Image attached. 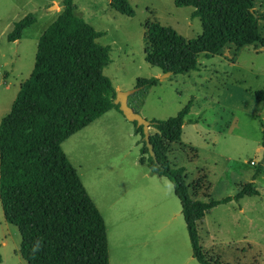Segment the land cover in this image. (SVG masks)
Segmentation results:
<instances>
[{
	"label": "rangeland",
	"instance_id": "obj_1",
	"mask_svg": "<svg viewBox=\"0 0 264 264\" xmlns=\"http://www.w3.org/2000/svg\"><path fill=\"white\" fill-rule=\"evenodd\" d=\"M126 1L131 16L112 9L109 0H72L76 15L103 32L95 42L110 47L103 74L114 93L135 88L139 78H156L155 85L135 88L126 98L146 120H164L188 105L184 119L195 122H184L180 140L168 146L169 165L184 168L185 185L200 178L202 189L195 199L205 200L203 193L211 199L233 195L254 169L248 161L262 156L264 103L255 92L264 90V21L257 23L256 47L261 49L227 44L218 54L199 56L196 69L168 74L144 61V24L157 22L191 39L200 32L198 18L189 16L191 6H175L172 0ZM252 1L255 11H264V0ZM59 10L60 0H0V118L31 71L38 36ZM27 14L34 21L17 40L7 41L12 23ZM137 139L132 122L112 108L67 137L61 149L103 218L109 240L124 227L138 228L147 246L156 247L159 264H198L191 257L172 185L137 162ZM260 195V211L258 198L248 196L243 213L232 200L214 206L197 223L198 244L214 264H264V191ZM19 239L0 207V264H27L18 253Z\"/></svg>",
	"mask_w": 264,
	"mask_h": 264
},
{
	"label": "trees",
	"instance_id": "obj_2",
	"mask_svg": "<svg viewBox=\"0 0 264 264\" xmlns=\"http://www.w3.org/2000/svg\"><path fill=\"white\" fill-rule=\"evenodd\" d=\"M191 6L189 14L200 22V32L186 39L157 22L143 27V58L150 66L172 74L197 68L199 56L218 54L227 44L236 47L260 42L257 12L252 0H172ZM109 6L126 16L133 11L126 0H109ZM34 21L31 14L12 23L7 41L17 40ZM93 29L75 13L72 0H60V10L36 40L32 68L0 118V207L4 220L19 234L18 253L27 264H108L103 219L85 191L61 143L111 108L114 89L102 69L109 62L108 45L95 39ZM156 78H139L134 87L147 88ZM264 99V90L255 92ZM188 105L164 120L149 119L145 144L141 126L137 162L151 175L163 176L172 185L187 233L191 256L198 264H214L198 244L196 223L217 204L257 194L252 182L240 184L233 195L195 199L202 189L200 178L185 185L184 168L169 165L167 148L180 140ZM259 144L264 155V125ZM262 172L254 167L253 176ZM38 250L34 251V247Z\"/></svg>",
	"mask_w": 264,
	"mask_h": 264
},
{
	"label": "crops",
	"instance_id": "obj_3",
	"mask_svg": "<svg viewBox=\"0 0 264 264\" xmlns=\"http://www.w3.org/2000/svg\"><path fill=\"white\" fill-rule=\"evenodd\" d=\"M259 49H261V46H258V47L254 46V50H259ZM261 101L264 103V99ZM260 112H262V110H260ZM262 119H264V117H261L259 125H260V123H263L264 120H262ZM260 131H261V129H260ZM134 165H135V162H132L131 166L134 167ZM253 170L254 169H252V171L249 173L247 182L251 181L252 186L258 192L257 194L250 195V196H254V197L258 198L256 200L255 204H256L257 211H260L261 202H259L260 201L259 197H261L260 190L264 191V170L262 169L261 173L256 174L254 176H253ZM123 171L125 173L129 174V170L124 169ZM139 176L145 177V172H139ZM117 177H118V174H116L115 178H117ZM122 182H124V181H122ZM240 184L241 183L237 184V191L240 187ZM245 197H248V196H242L241 198L236 200L237 201V203H236L237 212H241V213L244 212L243 202H244ZM231 202H232V200H229L225 203L230 204ZM209 210L205 214H207L209 212ZM204 215H203V217H204ZM203 217L199 221H197V223H199L203 219ZM197 223H196V225H197ZM104 227H105V224H104ZM158 230H160V228L155 229V231H158ZM142 234H143V230H139L138 228L137 229H129V228L124 227V228L120 229L119 231L115 232L114 234H112L111 239L109 240V236H108L107 230L105 228L108 264H159L158 260L156 258V256H157L156 247L152 246V245L147 246V239H144L142 237ZM194 261H195V259H194Z\"/></svg>",
	"mask_w": 264,
	"mask_h": 264
},
{
	"label": "water",
	"instance_id": "obj_4",
	"mask_svg": "<svg viewBox=\"0 0 264 264\" xmlns=\"http://www.w3.org/2000/svg\"><path fill=\"white\" fill-rule=\"evenodd\" d=\"M168 74L171 73L170 71H165ZM135 88L124 90V91H116L114 93V97L112 102L117 104L118 110L124 116V118L128 121H133L136 126H141V130L143 133V138L145 144L148 146V150L153 158V153L151 152V147L148 145L147 136H148V120L141 117L135 111H133L126 103L127 96L132 93Z\"/></svg>",
	"mask_w": 264,
	"mask_h": 264
},
{
	"label": "built area",
	"instance_id": "obj_5",
	"mask_svg": "<svg viewBox=\"0 0 264 264\" xmlns=\"http://www.w3.org/2000/svg\"><path fill=\"white\" fill-rule=\"evenodd\" d=\"M263 125H264V121H263ZM248 164L253 167L260 166L264 170V155H262L259 160H249Z\"/></svg>",
	"mask_w": 264,
	"mask_h": 264
},
{
	"label": "clouds",
	"instance_id": "obj_6",
	"mask_svg": "<svg viewBox=\"0 0 264 264\" xmlns=\"http://www.w3.org/2000/svg\"><path fill=\"white\" fill-rule=\"evenodd\" d=\"M35 250H38V246H37V247H34V251H35Z\"/></svg>",
	"mask_w": 264,
	"mask_h": 264
}]
</instances>
